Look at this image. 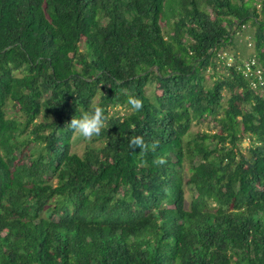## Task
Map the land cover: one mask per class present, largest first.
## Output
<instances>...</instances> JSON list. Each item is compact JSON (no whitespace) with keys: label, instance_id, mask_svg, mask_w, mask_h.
<instances>
[{"label":"trees","instance_id":"16d2710c","mask_svg":"<svg viewBox=\"0 0 264 264\" xmlns=\"http://www.w3.org/2000/svg\"><path fill=\"white\" fill-rule=\"evenodd\" d=\"M247 23L264 75V0H0V264H264V86L217 57Z\"/></svg>","mask_w":264,"mask_h":264},{"label":"rangeland","instance_id":"374dc122","mask_svg":"<svg viewBox=\"0 0 264 264\" xmlns=\"http://www.w3.org/2000/svg\"><path fill=\"white\" fill-rule=\"evenodd\" d=\"M164 30H166V27H163ZM253 33H254V26L250 23H247L244 27V29H241L238 34H236L233 38V43L226 47L229 52H232L234 55H236L239 58H248L252 54H254L253 49ZM248 41H251L252 45H248ZM218 70L224 71V66L219 63L218 64ZM205 80L204 85L211 86L213 83V77L211 76V73L209 71L204 72ZM154 89H155V81L154 79H151L148 84L146 85V94L151 98L152 101H154ZM228 96V92L226 90L223 91V98H222V104H225L226 98ZM120 114L124 113L125 111L118 107L116 109ZM5 112L8 117L12 118H19V112L16 111L12 106L11 103L8 102L5 107ZM48 119L43 114L40 115L39 120H46ZM214 129V122L213 120L209 118H204L199 121H193L190 132L194 133L197 130H212ZM88 145H99V141H95L94 137L90 141H85L78 135L74 134L71 138V151L75 152L79 155H81L86 146ZM242 149L245 151L248 147V141L245 140L242 144ZM194 191L190 186H185V205L188 206L191 197L193 196Z\"/></svg>","mask_w":264,"mask_h":264},{"label":"clouds","instance_id":"9594fccd","mask_svg":"<svg viewBox=\"0 0 264 264\" xmlns=\"http://www.w3.org/2000/svg\"><path fill=\"white\" fill-rule=\"evenodd\" d=\"M128 104L131 105V110L139 111L143 107V102L139 98L130 96ZM107 117L105 116L104 108L100 106H92L89 111L82 112L79 117L73 116L67 126L85 141H90L94 136H99L101 130L105 127ZM130 147L140 148L142 151L148 150V145L144 143L142 137H134L129 142ZM158 142L152 144V150L157 147ZM155 164H164L166 160L163 157H158L153 161Z\"/></svg>","mask_w":264,"mask_h":264},{"label":"built area","instance_id":"2783aa9c","mask_svg":"<svg viewBox=\"0 0 264 264\" xmlns=\"http://www.w3.org/2000/svg\"><path fill=\"white\" fill-rule=\"evenodd\" d=\"M244 27L243 25L242 29ZM248 45H252L251 41H248ZM217 57L224 67H234L239 71L248 80L251 88L255 89L264 86L263 69L254 54L248 58H239L232 52H229V50L222 49L218 51ZM245 140H248V138H245Z\"/></svg>","mask_w":264,"mask_h":264}]
</instances>
